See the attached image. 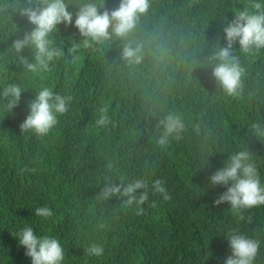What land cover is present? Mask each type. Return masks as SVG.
Returning <instances> with one entry per match:
<instances>
[{
	"label": "trees",
	"instance_id": "obj_1",
	"mask_svg": "<svg viewBox=\"0 0 264 264\" xmlns=\"http://www.w3.org/2000/svg\"><path fill=\"white\" fill-rule=\"evenodd\" d=\"M0 264H264V0H0Z\"/></svg>",
	"mask_w": 264,
	"mask_h": 264
}]
</instances>
